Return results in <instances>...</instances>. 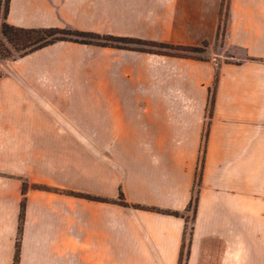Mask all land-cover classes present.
Wrapping results in <instances>:
<instances>
[{
	"label": "crops",
	"instance_id": "1",
	"mask_svg": "<svg viewBox=\"0 0 264 264\" xmlns=\"http://www.w3.org/2000/svg\"><path fill=\"white\" fill-rule=\"evenodd\" d=\"M222 0H11L7 21L211 45ZM209 60L60 41L0 59V264H264V0H231ZM218 74L210 112V89Z\"/></svg>",
	"mask_w": 264,
	"mask_h": 264
},
{
	"label": "trees",
	"instance_id": "2",
	"mask_svg": "<svg viewBox=\"0 0 264 264\" xmlns=\"http://www.w3.org/2000/svg\"><path fill=\"white\" fill-rule=\"evenodd\" d=\"M11 0H0V32L4 38L16 49L22 51L20 57H23L29 53H32L43 47L52 45L60 41H73L81 44L87 45H97L102 47H113L123 50H135L153 54L168 55L175 57H189L196 58L201 60H209L208 58H203L196 56L197 52L203 51V47H209L210 43L204 41L200 46H190V45H180L173 44L164 41L145 39L139 37H129V36H118L114 34H101L93 31H85L74 28L72 26L65 27H42V28H23L11 25L7 21V16L10 10ZM230 3L231 0H222L220 14H219V25L216 35V43L225 44L226 40V31L230 16ZM2 56L1 58H12L10 56V51L5 46L1 47ZM6 51L7 53H4ZM14 59V58H12ZM218 83V74L214 80V84L210 89V98H209V108L210 112L215 103L216 97V88ZM202 167L198 169L196 182L193 188L192 197L184 211H177L171 209H163L154 206H147L142 204L130 203L122 188L117 199H110L106 197H100L83 192H73V191H64L60 189H55L46 185H33L34 188L40 190H55L58 192H65L73 194L75 196L94 200V201H103V202H112L119 204L123 207H134L141 208L150 211H155L163 214L173 215L176 217H182L185 220V228L183 234V242L179 257L178 264H188L190 258V247L194 235V222L197 216L198 203L200 198V184L202 177ZM28 183L24 182L23 184V194L21 204V215H20V227L17 238V249L16 256L14 259V264H19V253L21 246L22 230H23V221L25 217V208H26V197L25 194L28 190Z\"/></svg>",
	"mask_w": 264,
	"mask_h": 264
},
{
	"label": "rangeland",
	"instance_id": "3",
	"mask_svg": "<svg viewBox=\"0 0 264 264\" xmlns=\"http://www.w3.org/2000/svg\"><path fill=\"white\" fill-rule=\"evenodd\" d=\"M2 46H5L6 48H8V50L10 51V56H12V58H18L20 57V55L22 54V51L14 48L7 40L6 38H4L0 32V51L2 50ZM203 51L201 52H197L195 55L199 56V57H203V58H212L214 56H216L217 54H220L222 56H230L228 53L227 55L224 54V49H225V44L222 45L221 43H216L214 42V44H210L209 47H203ZM4 53H7L6 51H4ZM8 54V53H7ZM2 56V52L0 53V59ZM12 58H3L2 60H6V59H12Z\"/></svg>",
	"mask_w": 264,
	"mask_h": 264
}]
</instances>
